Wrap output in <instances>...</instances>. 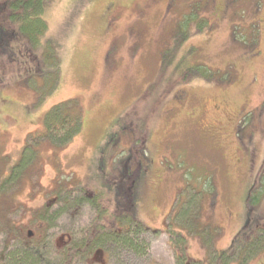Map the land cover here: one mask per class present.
<instances>
[{
    "label": "rangeland",
    "instance_id": "1",
    "mask_svg": "<svg viewBox=\"0 0 264 264\" xmlns=\"http://www.w3.org/2000/svg\"><path fill=\"white\" fill-rule=\"evenodd\" d=\"M193 4L191 32L200 16L210 26L188 37L176 61L193 48L184 60L217 78L182 84L173 66L160 68L161 54ZM5 8L0 0V179L23 152L32 159L15 172L0 221L46 242L47 254L10 259L12 233L0 231V264L56 261V245L93 222L84 193L99 194L109 211L130 207L149 228L139 236L148 248L96 250L72 264H176L181 253L204 264H264V0H47L35 47ZM72 102L80 131L51 143L45 113ZM62 190L76 192L57 214ZM43 209L48 221L39 220Z\"/></svg>",
    "mask_w": 264,
    "mask_h": 264
},
{
    "label": "trees",
    "instance_id": "2",
    "mask_svg": "<svg viewBox=\"0 0 264 264\" xmlns=\"http://www.w3.org/2000/svg\"><path fill=\"white\" fill-rule=\"evenodd\" d=\"M46 1L47 0H6L5 9L8 11V19L16 25L18 28L17 30L19 33L23 34L28 43H31L32 46L34 45L33 47L39 44L40 37L45 30L42 14L44 12V5ZM191 9L192 10L184 15L179 21L175 31L173 32L170 44L164 48L161 54L160 68L165 69L168 67L171 68L173 66V70L179 74L178 83L182 84L190 83L196 79H202L204 81L210 82L217 78V72L210 69L207 65L201 63H187V56L193 53V48L187 49L182 59L176 61V57L182 46L186 43L188 37H190L192 33L201 32L207 26H210V22H206L208 19L205 16H200L198 17L197 28L195 31L191 32V28L193 27L191 24L196 20L197 7L195 4L191 6ZM185 56L186 59L184 60ZM65 107V104H57L50 108L44 116L43 135L45 136H42L46 137L49 141H51V143H56V145H60V143L66 141L68 137L79 132L82 124V119L81 121L78 120L79 118H82V110L76 109L73 102L71 103V106L66 107L68 109ZM67 111H71V114L68 117L66 115L68 114ZM29 148L32 149V146L27 143L24 145L23 151H29ZM23 153L18 161L15 162L14 166L10 168L8 175L6 177L2 176L0 179V220H2V217L7 214L5 208H2L4 207L3 204L7 198V193L9 192V186H11L16 180V175L26 169L30 163V159H32V156L27 157ZM263 170L264 166H262L259 175L262 177L261 183L264 184ZM16 171L20 172L15 174ZM74 192H76V190L73 192L72 190L67 192L62 190L59 192V196L57 197L58 199H56V201L62 203L63 208L59 207L57 209L58 211L56 210L57 214L64 211V209L69 205V199L67 197L71 196V194ZM117 193H115V195ZM83 195L84 196H81V199L90 201L94 206L95 215L93 222L90 224V228H88L86 231L81 230L80 233H78L79 238L70 232L71 236L68 237L66 244L63 247L56 245L55 251L58 252V254H55L56 261H54L52 258L53 262L50 260L49 264H72V262H75V259H89V257H92L96 250L107 251L110 253L109 256H111V252L115 249H130L135 250V253L140 254L143 253V251H147L148 245L146 244L144 238H142L143 241H140L139 236L142 232H145L146 230L148 231L149 228H147V226L143 225L141 221L129 213L130 207L122 208L121 210V207H115L113 211H109L107 210L106 206L100 203L99 194H94L93 199H89L85 193ZM127 197V201L131 202L129 198L132 196L128 192ZM250 197L251 194L247 197V201L250 200ZM74 200L76 201V198ZM132 200H135L134 194ZM251 200H253V198H251ZM178 203L179 202H175V205H178ZM75 206L77 207L79 204H75ZM173 207H177L178 209V206ZM46 208H48V206H46ZM48 214L49 213L43 209V212L39 216V220L48 221ZM249 222L250 221L246 222V225L249 224ZM93 224L95 225V231H93L92 228ZM13 226L14 224L10 225L8 222L2 223L0 221L1 233H12L10 240L15 242V247H12V249L8 251L10 259L15 258L18 253H21L22 256H24V259L29 260L45 258V254H47L45 246L47 243L33 242V238L24 236L21 230L13 228ZM251 234H253V232ZM170 236L172 239H175L172 234ZM247 237H249V235ZM250 237L251 241L255 239V236ZM139 241L144 243V249H142L141 243H139ZM238 244L239 242L237 239H235L231 246L232 252L231 250L222 251L223 259L231 258L237 250ZM249 249H252L251 243L248 245H243V247L240 248L239 255L245 258L248 255ZM176 255V264H204L202 261H197L188 255H185V253ZM224 263L227 264L226 261H224ZM234 264H242L239 257L238 260L234 262Z\"/></svg>",
    "mask_w": 264,
    "mask_h": 264
},
{
    "label": "water",
    "instance_id": "3",
    "mask_svg": "<svg viewBox=\"0 0 264 264\" xmlns=\"http://www.w3.org/2000/svg\"><path fill=\"white\" fill-rule=\"evenodd\" d=\"M29 234H31V232H29Z\"/></svg>",
    "mask_w": 264,
    "mask_h": 264
}]
</instances>
